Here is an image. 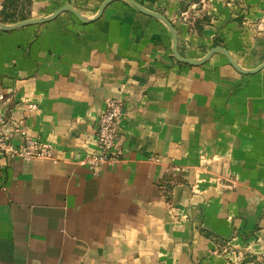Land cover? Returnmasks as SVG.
Returning a JSON list of instances; mask_svg holds the SVG:
<instances>
[{"label":"crops","instance_id":"crops-1","mask_svg":"<svg viewBox=\"0 0 264 264\" xmlns=\"http://www.w3.org/2000/svg\"><path fill=\"white\" fill-rule=\"evenodd\" d=\"M104 1L0 0L5 25L91 19L0 29V108L54 149L0 156V264H264V68L180 61L127 0L93 19ZM136 1L183 57L264 63V0ZM109 99L123 155L95 175L79 162Z\"/></svg>","mask_w":264,"mask_h":264},{"label":"built area","instance_id":"built-area-1","mask_svg":"<svg viewBox=\"0 0 264 264\" xmlns=\"http://www.w3.org/2000/svg\"><path fill=\"white\" fill-rule=\"evenodd\" d=\"M36 109L35 105H29L28 111ZM123 113L122 99H109L106 108L101 110L97 117V149L86 155L79 163L88 167L97 175L105 164H113L119 161L123 155L121 146L117 143V122ZM23 120H15L13 126H9V119L0 108V156L8 158H20L23 160L44 157H53V146L38 137L30 136L22 128ZM8 126L10 129H8ZM19 133L23 140L20 143L13 141L14 134ZM158 161V157H151ZM180 168L173 167L170 171L175 173Z\"/></svg>","mask_w":264,"mask_h":264},{"label":"water","instance_id":"water-1","mask_svg":"<svg viewBox=\"0 0 264 264\" xmlns=\"http://www.w3.org/2000/svg\"><path fill=\"white\" fill-rule=\"evenodd\" d=\"M110 1H112V0H105L103 2V4L101 5V8H100L97 16L95 18H93V19L98 18L102 14L103 9L105 8V6ZM127 1L131 2L134 6H136L139 10L143 11L144 13L159 18L161 21H163L168 26V28L170 29V31L172 33V37H173V51H174V54H175L176 58L178 60H180V61L188 62V63H191V64H200V63H203L206 60H208L215 52H222V53H224L228 57L230 63L237 70H239L241 72L250 73V72H254V71H257V70H260V69L264 68V63L261 64L260 66H258V68H256L255 70H245V69L241 68L239 66V64L232 58V56L229 53V51L226 48L222 47V46H216V47L212 48L206 54V56L203 57V58H201V59H192V58L183 57V56L180 55V53L178 51V37H177V32H176V29H175L174 25L172 24V22L166 16H164L163 14H161L159 12H156V11H153V10H150V9L144 7L142 4H140L136 0H127ZM65 10L72 11L80 20H82L84 22L91 21V19H88L87 17L83 16L73 6L66 5V6H63V7L59 8L58 10H56L50 16L41 17V18L26 19V20L20 21L18 23H15L13 25H5V24L0 23V29H2V30H11V29H14V28H17V27H20V26H24V25L46 22V21H49V20H52V19L56 18L61 12L65 11Z\"/></svg>","mask_w":264,"mask_h":264},{"label":"trees","instance_id":"trees-1","mask_svg":"<svg viewBox=\"0 0 264 264\" xmlns=\"http://www.w3.org/2000/svg\"><path fill=\"white\" fill-rule=\"evenodd\" d=\"M26 18H27L26 15H24V14H18V15H16V18L13 19V21L25 20Z\"/></svg>","mask_w":264,"mask_h":264},{"label":"rangeland","instance_id":"rangeland-1","mask_svg":"<svg viewBox=\"0 0 264 264\" xmlns=\"http://www.w3.org/2000/svg\"><path fill=\"white\" fill-rule=\"evenodd\" d=\"M200 1V3L202 4V5H204V6H206V4H208V2H209V0H199ZM20 12H22V11H20ZM31 19V18H30Z\"/></svg>","mask_w":264,"mask_h":264}]
</instances>
